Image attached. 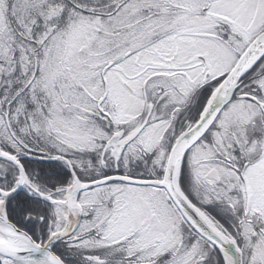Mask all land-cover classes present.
<instances>
[{"label":"snow or ice","instance_id":"1","mask_svg":"<svg viewBox=\"0 0 264 264\" xmlns=\"http://www.w3.org/2000/svg\"><path fill=\"white\" fill-rule=\"evenodd\" d=\"M0 264H264V0H0Z\"/></svg>","mask_w":264,"mask_h":264}]
</instances>
